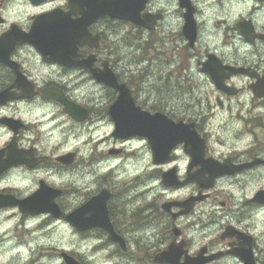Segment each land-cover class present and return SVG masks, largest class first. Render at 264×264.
<instances>
[{
  "label": "clouds",
  "instance_id": "obj_1",
  "mask_svg": "<svg viewBox=\"0 0 264 264\" xmlns=\"http://www.w3.org/2000/svg\"><path fill=\"white\" fill-rule=\"evenodd\" d=\"M101 2L0 0V264H264V0ZM52 16L68 62L24 39Z\"/></svg>",
  "mask_w": 264,
  "mask_h": 264
},
{
  "label": "flooded vegetation",
  "instance_id": "obj_2",
  "mask_svg": "<svg viewBox=\"0 0 264 264\" xmlns=\"http://www.w3.org/2000/svg\"><path fill=\"white\" fill-rule=\"evenodd\" d=\"M136 5L132 0H127L125 3H115L111 0L90 5V11L95 14L97 12L110 11L112 14H122V16L134 17ZM115 12V13H114ZM121 12V13H120ZM83 34L82 24L73 22L67 17L52 16L42 19L33 29L31 36L24 37L36 43L46 54L53 59H60L68 62L73 52V42ZM0 58H3V53H0ZM126 118H135L136 116L126 115ZM124 117V118H125ZM129 124L128 132H138L135 124ZM187 133V132H186ZM193 150H198V141L193 139ZM93 204L97 207L98 213L102 215V202L94 201Z\"/></svg>",
  "mask_w": 264,
  "mask_h": 264
},
{
  "label": "water",
  "instance_id": "obj_3",
  "mask_svg": "<svg viewBox=\"0 0 264 264\" xmlns=\"http://www.w3.org/2000/svg\"><path fill=\"white\" fill-rule=\"evenodd\" d=\"M111 111L114 117L118 120V130L121 134L128 130V128L130 127L129 124L137 122L135 124V127L137 128L136 131L148 135L152 142L161 150V154L164 145L175 139L189 135L187 130L184 128L173 126L166 121L160 120L159 117L150 118L146 114L138 112L136 109L132 108L131 104L127 102L123 97L117 102L116 105L113 106ZM126 115L136 117L126 118ZM193 139L195 138H192L191 143Z\"/></svg>",
  "mask_w": 264,
  "mask_h": 264
}]
</instances>
